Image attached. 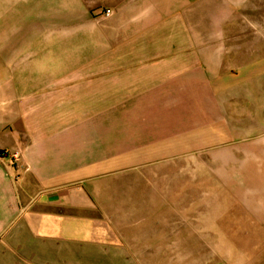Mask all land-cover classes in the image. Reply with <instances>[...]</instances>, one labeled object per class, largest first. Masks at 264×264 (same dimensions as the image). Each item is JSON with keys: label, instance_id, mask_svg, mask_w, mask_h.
Segmentation results:
<instances>
[{"label": "crops", "instance_id": "obj_1", "mask_svg": "<svg viewBox=\"0 0 264 264\" xmlns=\"http://www.w3.org/2000/svg\"><path fill=\"white\" fill-rule=\"evenodd\" d=\"M0 264H264V12L0 0Z\"/></svg>", "mask_w": 264, "mask_h": 264}, {"label": "rangeland", "instance_id": "obj_2", "mask_svg": "<svg viewBox=\"0 0 264 264\" xmlns=\"http://www.w3.org/2000/svg\"><path fill=\"white\" fill-rule=\"evenodd\" d=\"M235 3V9L241 12V15L247 13L258 14L259 12H264V0H233ZM112 13V12H111ZM105 16L106 12H105ZM111 16V14H110Z\"/></svg>", "mask_w": 264, "mask_h": 264}, {"label": "built area", "instance_id": "obj_3", "mask_svg": "<svg viewBox=\"0 0 264 264\" xmlns=\"http://www.w3.org/2000/svg\"><path fill=\"white\" fill-rule=\"evenodd\" d=\"M111 14V11L110 10H107L106 11V15L109 16Z\"/></svg>", "mask_w": 264, "mask_h": 264}]
</instances>
